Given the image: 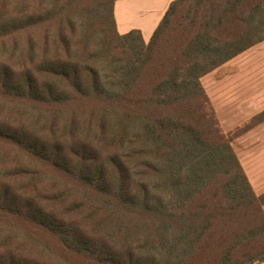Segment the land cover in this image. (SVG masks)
I'll use <instances>...</instances> for the list:
<instances>
[{"label": "trees", "instance_id": "trees-1", "mask_svg": "<svg viewBox=\"0 0 264 264\" xmlns=\"http://www.w3.org/2000/svg\"><path fill=\"white\" fill-rule=\"evenodd\" d=\"M0 0V264H260L264 194L202 77L264 41V0ZM254 120V121H253Z\"/></svg>", "mask_w": 264, "mask_h": 264}, {"label": "rangeland", "instance_id": "rangeland-1", "mask_svg": "<svg viewBox=\"0 0 264 264\" xmlns=\"http://www.w3.org/2000/svg\"><path fill=\"white\" fill-rule=\"evenodd\" d=\"M201 80L225 131L250 123L264 110V43L242 52Z\"/></svg>", "mask_w": 264, "mask_h": 264}, {"label": "crops", "instance_id": "crops-1", "mask_svg": "<svg viewBox=\"0 0 264 264\" xmlns=\"http://www.w3.org/2000/svg\"><path fill=\"white\" fill-rule=\"evenodd\" d=\"M172 1L117 0L115 3V16L119 32L125 34L138 29L142 32L145 41L149 42ZM261 43H264V41ZM244 121L247 120L244 119ZM234 147L255 192L258 195H263L264 122L238 136L234 141ZM260 264H264V261Z\"/></svg>", "mask_w": 264, "mask_h": 264}]
</instances>
